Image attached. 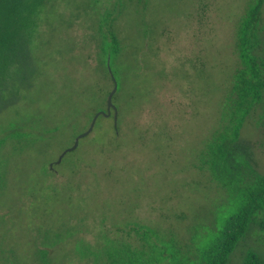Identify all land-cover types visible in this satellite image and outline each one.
<instances>
[{"label": "rangeland", "instance_id": "rangeland-1", "mask_svg": "<svg viewBox=\"0 0 264 264\" xmlns=\"http://www.w3.org/2000/svg\"><path fill=\"white\" fill-rule=\"evenodd\" d=\"M94 1H51L35 48L37 83L0 115V138H8L0 151V264H104L85 243L104 247L106 232L115 236L128 222L175 238L163 264H192L240 207L203 163L241 62L240 24L255 0ZM94 8L118 9L128 48L121 128L116 133L113 115L99 117L64 154L104 106ZM261 37L256 53L264 57ZM262 119L260 106L242 135L264 174ZM261 222L264 209L230 264L247 251L264 262Z\"/></svg>", "mask_w": 264, "mask_h": 264}, {"label": "trees", "instance_id": "trees-1", "mask_svg": "<svg viewBox=\"0 0 264 264\" xmlns=\"http://www.w3.org/2000/svg\"><path fill=\"white\" fill-rule=\"evenodd\" d=\"M53 0H0V115L15 107L25 92L37 83L39 65L35 48L44 34V24L53 15L48 8ZM96 4L98 0L94 1ZM264 0H255L240 24L238 49L240 65L233 75L222 109L220 126L207 143L203 167L215 181L236 197L240 207L228 217L211 242L203 247L192 264H230L232 254L249 232L264 209V174L257 168L253 143L245 139L242 129L246 118L257 107L263 109L261 127L264 135V57L256 53L263 28ZM97 22L94 28V51L98 62L95 69L97 85L104 95V106L114 87L108 60L118 81L114 103L121 128L122 109L119 96L124 89V54L128 49L120 36L117 8H94ZM126 56V54H125ZM114 114V112H113ZM100 117H104L103 115ZM114 118V115H113ZM91 119V121H92ZM8 138H0V151ZM1 154V153H0ZM264 229V222H261ZM128 230L120 229L115 236L106 232L104 247L85 243L87 253L104 264H163L168 260L169 246H177L175 238L166 236L156 226L128 222ZM50 250H40L41 259L50 261ZM89 254V255H91ZM241 264H264L254 251H247Z\"/></svg>", "mask_w": 264, "mask_h": 264}, {"label": "water", "instance_id": "water-1", "mask_svg": "<svg viewBox=\"0 0 264 264\" xmlns=\"http://www.w3.org/2000/svg\"><path fill=\"white\" fill-rule=\"evenodd\" d=\"M108 69L110 71V74L112 75V78L114 80V87L112 88V90L110 91L109 95H108V98H107V106H106V110H101L99 111L98 113H96L88 127V130L84 133H82L78 138H76V142L74 144V146H72L71 148L67 149L64 154H67L68 152L70 151H73L75 150L79 143H80V140L84 137H86L87 135H89L95 128V125H96V122L97 120L99 119L100 116H106V117H109L111 115H114V120H115V126L118 125V109H117V106L115 105L114 103V96L118 90V81L116 80L115 76H114V73H113V70H112V67H111V64H110V60H108ZM114 112V114H113ZM63 154V155H64ZM63 157V156H62Z\"/></svg>", "mask_w": 264, "mask_h": 264}]
</instances>
